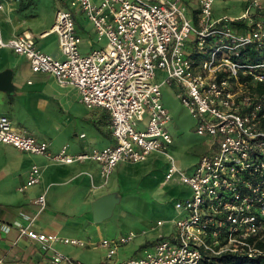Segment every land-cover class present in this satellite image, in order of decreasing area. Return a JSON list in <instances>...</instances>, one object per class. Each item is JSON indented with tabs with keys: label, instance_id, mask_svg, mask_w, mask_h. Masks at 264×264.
<instances>
[{
	"label": "built area",
	"instance_id": "built-area-1",
	"mask_svg": "<svg viewBox=\"0 0 264 264\" xmlns=\"http://www.w3.org/2000/svg\"><path fill=\"white\" fill-rule=\"evenodd\" d=\"M212 1L197 0L194 7L191 0H71V9L56 11L49 30L57 34L63 59L40 51L27 33L0 38V47L24 56L33 72L50 73L59 85L76 87L87 108H103L110 115L114 144L76 154L63 146L49 156L52 160H94L106 182L119 161L139 162L158 151L170 162L164 181L178 173V181L189 186L190 194L174 202L179 217L171 219L172 234L118 264H200L223 252L259 251L247 238L264 234V129L259 128L261 104L238 81V73L264 82V63L241 64L232 55L251 42H264V23L249 22V8L236 18H213ZM73 9L85 13L97 40L106 39L104 45L81 53ZM189 11L193 19L185 15ZM236 19H244L246 27L233 29L230 23ZM156 69L165 72L161 82L155 79ZM166 83L176 84L175 96L196 118L195 131L214 137L210 151L201 154L190 174L177 168L167 150L171 120L160 89ZM0 144L49 155L48 142L17 129L4 114ZM39 178V168L32 165L19 190ZM36 202L40 210L45 207L43 195ZM19 227L20 234L51 252L53 264H81L52 247L54 242L83 245L81 240ZM134 237L131 231L101 245L111 258L120 244Z\"/></svg>",
	"mask_w": 264,
	"mask_h": 264
},
{
	"label": "crops",
	"instance_id": "crops-1",
	"mask_svg": "<svg viewBox=\"0 0 264 264\" xmlns=\"http://www.w3.org/2000/svg\"><path fill=\"white\" fill-rule=\"evenodd\" d=\"M47 2L55 9L47 20L49 26L40 30L45 25L36 20L34 13L39 0H0V38L6 41L17 34L27 33L33 36L40 51L63 59L57 34L49 30L56 11L71 9V0ZM72 11L76 32L82 37L81 53H87L95 47V30L82 10ZM88 22L90 26H87ZM51 35L54 37L50 38ZM47 37L49 39L46 42L39 43L40 39ZM5 68L12 70L13 84L10 91H0V114L8 116L17 129L48 142L49 155L31 154L12 145L0 144V264H53L51 252L43 251L37 240L20 234L19 226L29 225V229L36 232L74 238L65 231L72 224L78 226L84 222H94L91 207L93 200L103 194L116 192L120 194L116 204L119 199H123L120 189L130 186L135 180L137 173L134 166L138 162L119 161L104 182L100 166L94 160L68 164L52 160L49 156L57 153L63 146L67 147L68 153L76 154L114 144L109 129L111 118L108 111L96 106L87 108L81 102L76 87L59 85L50 73L33 72L24 56L14 53L10 48L0 47V71ZM80 104L85 106V110L79 109ZM165 108L168 110L166 106ZM84 121L92 124L87 133L82 127ZM63 133L67 137L73 135L76 138H63ZM32 165L40 170L39 181L20 191L19 187L26 181ZM159 185H166L164 178ZM39 195L45 198V207L42 210L36 202ZM186 196L180 195L174 201ZM159 220L161 219L157 221ZM164 224L165 221L161 225L155 223L151 227H155V233L141 237L136 249L144 252L159 237L171 235L174 231L171 221L169 226L161 228ZM143 230L142 234H145L146 229ZM55 243L53 248H56ZM66 257L84 264L78 252L69 251ZM124 261L98 264H118ZM58 264L67 263L61 261Z\"/></svg>",
	"mask_w": 264,
	"mask_h": 264
},
{
	"label": "rangeland",
	"instance_id": "rangeland-1",
	"mask_svg": "<svg viewBox=\"0 0 264 264\" xmlns=\"http://www.w3.org/2000/svg\"><path fill=\"white\" fill-rule=\"evenodd\" d=\"M255 2H257V5H255ZM191 3L194 7L198 5L197 0H191ZM246 8H249L251 11L247 20L249 22L256 20L258 18L256 17L257 12H260V10L264 11V0H213L210 11L213 18L220 16L236 18ZM54 9L49 6L47 0H39V3L36 4L34 10L36 20H40L45 25L40 30L49 26L47 20L50 19ZM192 14V11L185 13L187 17H191ZM87 26H90L89 22ZM51 37L53 38L54 35H51ZM48 39L49 37L40 39L39 43L42 44ZM96 40L94 48L97 49L106 42L105 38H102L100 41ZM164 78L165 72L156 69V81L161 82ZM175 85V83H166L160 88L162 102L168 108L171 120L167 124L169 134L172 136L168 152H170L169 154L173 158L177 168L185 174H190L201 154L210 151L209 146L214 137L199 135L195 131L196 118L175 96ZM79 109L85 110V106L80 104ZM90 125L92 126L90 122L84 121L82 127L85 132L90 128ZM75 127L78 128L76 125ZM62 137H67L66 133H63ZM67 138L76 137L71 135ZM169 166L170 162L166 156L156 151L149 153L146 160L135 163L134 168L137 173L134 176L135 180L129 184L130 186H123L120 189L123 199L118 200L109 217L99 222H84L78 226L72 224L71 226L74 228L70 226L65 231L66 234L69 233L70 236L81 239L85 246L56 242V248L54 249L63 256L68 255L69 251L72 253L78 252L84 264H98L106 261L112 263L115 260L120 262L133 256L142 255L143 251L141 252L136 249L141 237L150 236L155 233V230H153L155 227L153 229L151 227L154 226L158 219L165 221V224L161 228L169 226L171 219H177L179 215L174 207V199L180 195L186 196L190 194L189 186L178 181V173L169 181H166V185H159L167 173ZM115 195L118 198L120 197L118 192ZM143 229H146L145 234H142ZM131 231L134 232L135 237L128 243L120 244L115 254L108 259L107 249L101 245L102 240H117L120 236H126Z\"/></svg>",
	"mask_w": 264,
	"mask_h": 264
},
{
	"label": "trees",
	"instance_id": "trees-1",
	"mask_svg": "<svg viewBox=\"0 0 264 264\" xmlns=\"http://www.w3.org/2000/svg\"><path fill=\"white\" fill-rule=\"evenodd\" d=\"M253 14V13H252ZM256 20L264 23V11L257 12ZM233 29H241L246 27L244 19H236L230 23ZM194 55V54H193ZM232 58L241 64L255 65L264 63V42H251L238 50L237 55H232ZM238 81L243 83L248 92L260 102L261 108L258 110L259 128L264 129V82L255 80L251 73H238ZM247 241L257 248L259 251L251 255L242 252H223L219 255L209 256L204 258L200 264H264V234L260 236H249Z\"/></svg>",
	"mask_w": 264,
	"mask_h": 264
},
{
	"label": "water",
	"instance_id": "water-1",
	"mask_svg": "<svg viewBox=\"0 0 264 264\" xmlns=\"http://www.w3.org/2000/svg\"><path fill=\"white\" fill-rule=\"evenodd\" d=\"M12 70L5 68L0 71V91L8 92L12 89ZM118 197L114 193L103 194L92 201V218L95 222L109 217L117 202Z\"/></svg>",
	"mask_w": 264,
	"mask_h": 264
}]
</instances>
